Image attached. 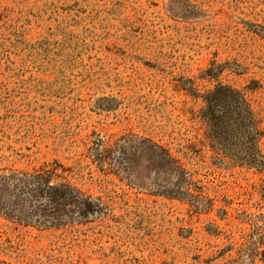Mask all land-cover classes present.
Here are the masks:
<instances>
[{
    "label": "rangeland",
    "instance_id": "obj_1",
    "mask_svg": "<svg viewBox=\"0 0 264 264\" xmlns=\"http://www.w3.org/2000/svg\"><path fill=\"white\" fill-rule=\"evenodd\" d=\"M219 82L248 88L264 153V0H0V170L57 159L103 202L57 227L0 212V264H264V169L200 117ZM127 132L166 146L193 196L145 159L105 173L95 141Z\"/></svg>",
    "mask_w": 264,
    "mask_h": 264
},
{
    "label": "trees",
    "instance_id": "obj_2",
    "mask_svg": "<svg viewBox=\"0 0 264 264\" xmlns=\"http://www.w3.org/2000/svg\"><path fill=\"white\" fill-rule=\"evenodd\" d=\"M202 99L200 117L211 147L235 162L264 169L259 145L262 131L248 88L219 82ZM94 145L92 155L105 173L133 172L136 160L145 159L155 164L154 173L162 177V193L193 196L187 170L163 144L127 132L112 139L98 138ZM70 172L57 159L31 169L0 170V212L19 221L55 227L101 212V199L76 186Z\"/></svg>",
    "mask_w": 264,
    "mask_h": 264
}]
</instances>
